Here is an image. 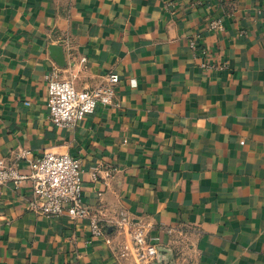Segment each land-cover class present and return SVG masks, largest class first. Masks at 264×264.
<instances>
[{"label": "crops", "instance_id": "0c3cea01", "mask_svg": "<svg viewBox=\"0 0 264 264\" xmlns=\"http://www.w3.org/2000/svg\"><path fill=\"white\" fill-rule=\"evenodd\" d=\"M53 69L77 89L117 74L113 103L55 126ZM45 152L80 160L104 235L29 208ZM0 158L26 175L0 187V264H139L121 212L159 264H264V0H0Z\"/></svg>", "mask_w": 264, "mask_h": 264}, {"label": "built area", "instance_id": "2783aa9c", "mask_svg": "<svg viewBox=\"0 0 264 264\" xmlns=\"http://www.w3.org/2000/svg\"><path fill=\"white\" fill-rule=\"evenodd\" d=\"M214 31L223 29L220 19L210 22ZM195 48V42L190 41ZM206 66V64H202ZM49 116L58 127H73L85 116L92 114L98 104L111 105L116 94L117 74H109L106 79L93 88L77 89L71 79L62 78L56 69L47 74ZM26 155V152L23 156ZM33 181L32 199L29 208L47 217L67 214L72 219L89 222L91 234L99 237L105 234L98 218L90 212L82 198V169L78 158L68 153L45 152L29 161ZM95 178V170L92 173ZM26 178L15 162L0 158V187L9 183L19 185ZM119 231L126 232L132 240V247H120L119 258L135 256L139 264H150L158 250L156 244L147 239L143 225L134 222L125 212L115 221ZM154 240V239H153Z\"/></svg>", "mask_w": 264, "mask_h": 264}, {"label": "water", "instance_id": "95a60500", "mask_svg": "<svg viewBox=\"0 0 264 264\" xmlns=\"http://www.w3.org/2000/svg\"><path fill=\"white\" fill-rule=\"evenodd\" d=\"M157 250H158V252L156 254L157 262L152 263V264H159V262H162V261L168 259V256H165L166 253L170 252L167 248L158 247Z\"/></svg>", "mask_w": 264, "mask_h": 264}]
</instances>
